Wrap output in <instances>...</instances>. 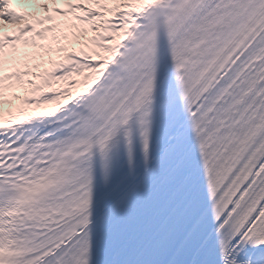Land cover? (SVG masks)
I'll return each mask as SVG.
<instances>
[{
    "label": "snow or ice",
    "instance_id": "obj_1",
    "mask_svg": "<svg viewBox=\"0 0 264 264\" xmlns=\"http://www.w3.org/2000/svg\"><path fill=\"white\" fill-rule=\"evenodd\" d=\"M0 264H264V0H0Z\"/></svg>",
    "mask_w": 264,
    "mask_h": 264
}]
</instances>
